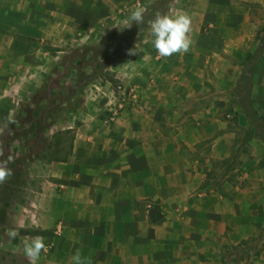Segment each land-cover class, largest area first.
<instances>
[{"label": "crops", "instance_id": "0c3cea01", "mask_svg": "<svg viewBox=\"0 0 264 264\" xmlns=\"http://www.w3.org/2000/svg\"><path fill=\"white\" fill-rule=\"evenodd\" d=\"M161 1L0 0V151L24 159L22 140L8 149L1 139L12 120L5 135L41 141L22 182L9 176L0 183L9 189L0 205V247L25 258L19 264H29L23 241L36 236L46 246L37 264H72L77 251L90 264H264L262 157L242 161L240 128L229 130L234 122L225 118L234 84L225 57L234 55L229 41L240 37L217 31L240 23L241 1L166 0L156 13L187 15L191 43L158 59L150 26ZM137 7L143 23L126 27ZM133 27L129 42L117 37ZM105 41L121 56L97 78L72 77L76 90L60 108L77 102V110L51 118L59 107L49 109V126L32 130L34 118H24L46 102L31 97L52 72L53 52L74 62L81 49ZM118 83L140 86L143 96L105 123L102 110ZM22 125L29 131L18 133ZM52 150L63 158L54 160Z\"/></svg>", "mask_w": 264, "mask_h": 264}, {"label": "rangeland", "instance_id": "374dc122", "mask_svg": "<svg viewBox=\"0 0 264 264\" xmlns=\"http://www.w3.org/2000/svg\"><path fill=\"white\" fill-rule=\"evenodd\" d=\"M48 1L57 3L58 0ZM240 1V8H235V14L237 10H239L241 17L240 23L234 25L223 24V29L217 30L224 31L226 35L229 36H232L233 33H235V35L239 34L240 37V40L235 39L229 41L234 55H227L225 57L230 60L231 63V67L226 65V68H229V70L225 75L230 76L231 80L234 82L232 88L226 90L225 118L234 122V124H229V130L240 128L239 137H237L235 141L240 144L239 149L241 150L242 161L249 162L251 160L253 162L256 157H262L261 165H264V149L259 148L260 145H264V47L261 48L260 52H256L259 46V39L264 34V0H257L256 2L250 0ZM167 3L168 2L162 0L160 2L161 6L153 10L155 15L157 14L156 12L162 14ZM52 7V4H50V9ZM53 9H56V4ZM57 9L60 10V8ZM149 16L152 17L151 13ZM135 32L136 29L134 27L130 29L125 28L116 35L118 38L120 36L126 37L127 39L125 41L129 42ZM116 35L113 36L117 39ZM123 41L124 40H121L120 43ZM121 44H123L122 47H124V43ZM100 45L101 44L97 47L100 48L102 46ZM251 54L254 55L252 61L248 63V56ZM53 56V60L55 61L53 64L54 67L52 66V72L50 71L51 74L46 76L45 86L37 90L31 97L37 104L43 99H46V102L45 100L42 101L43 104H38V107L36 106L37 108L34 109L27 108L28 116L24 118V120L34 118L33 120H35L36 123L34 124L35 127L40 129L49 126V120H46V117L50 115V110L60 107V100L65 98V96H69V92H72V90H76L70 82L72 81V77H79L81 81H86L97 78L102 75L101 73L104 71L103 65L99 68L100 64L96 65L93 61H85L78 64V62H76L77 58H75L74 63L76 62V64L85 67V70L82 71L84 73L83 75H79V73L74 74L69 70L73 62L68 54L64 56V62L62 59L60 61V50L53 52ZM95 67H97V69ZM13 121L14 120L8 121L4 124L3 137L7 130L14 126L15 121ZM17 123L15 124L16 127H20V124H22ZM23 125L21 127L23 129L18 131V133L25 132V126ZM18 145L20 147V142ZM8 154L9 152L7 150H2L0 162L3 158L7 157ZM12 159L14 160H11V162L13 165H16V167L11 171V173H13L11 176H14V178L16 177L19 184L22 182L21 179L25 177L24 175H26L23 173V169L29 164L30 156L29 154L24 155V159L21 157L19 160H15V156V158L13 157ZM18 171L19 173L16 174ZM20 172L22 174L18 176ZM8 193L9 189L4 190L2 186L0 187V205L5 203H3L2 197L4 195L6 196V194L8 195ZM19 195H21V193L18 194V196ZM2 222L4 221H1L0 226L3 227L5 224ZM263 235L264 232L258 233V237ZM254 250L255 248L251 249V251ZM24 260L25 258L20 259L17 254L10 252L7 248L0 247V264H19Z\"/></svg>", "mask_w": 264, "mask_h": 264}, {"label": "clouds", "instance_id": "9594fccd", "mask_svg": "<svg viewBox=\"0 0 264 264\" xmlns=\"http://www.w3.org/2000/svg\"><path fill=\"white\" fill-rule=\"evenodd\" d=\"M143 12V8L132 9L129 13V22L126 27H131L133 22L137 25L143 23ZM150 27L153 36L152 44L160 57H169L174 53L188 51L191 43L188 37L191 20L187 15L180 14L173 17L157 14ZM11 160L12 157H9L7 162H11ZM7 162L0 163V183H3L12 174L11 170L6 166ZM7 235L10 240H15L18 232L10 230ZM45 247L44 239L41 236L23 241V254L29 264H37ZM72 264H90V262L77 251L72 256Z\"/></svg>", "mask_w": 264, "mask_h": 264}, {"label": "trees", "instance_id": "16d2710c", "mask_svg": "<svg viewBox=\"0 0 264 264\" xmlns=\"http://www.w3.org/2000/svg\"><path fill=\"white\" fill-rule=\"evenodd\" d=\"M166 1V0H164ZM110 41H105L104 43H102L100 46V48L98 47V49L94 48V49H81L76 58L78 64L81 62H85V61H93L95 62V64H100L99 68L104 66H107L111 61L119 58L121 56V54L119 53V51L115 48V46L112 43H109ZM264 47V34L260 37L259 39V46L257 48L256 52H260L261 48ZM254 54H251L248 56V63L252 61ZM76 62L72 64V67L69 69L70 72H73L74 74L79 73V75H83L84 73L82 71L85 70V67L76 64ZM97 69V67H95ZM94 68V69H95ZM78 107V103L77 102H72L70 104H67L66 106H63L62 108H58V110L54 113L51 114L49 117H53L54 115H60L62 113H70V112H74L77 110ZM47 120V119H46ZM32 130H36L38 133L41 132L42 130H45L47 127L45 126L44 128H37L35 127V125L31 126ZM31 130V129H30ZM25 132H28V128H24ZM18 137V138H17ZM4 140V145L8 146V149H12L14 148V144L16 145V140L20 139L22 141H20V147L22 148L24 155L27 154H33V155H37V152L34 150L35 147H37L39 145L40 142H37L40 140V138L36 139V137L34 139H32L31 141H27L26 139L20 135H5L3 138H1ZM43 142H47V139L44 138ZM2 152V151H0ZM49 154L52 156V158H54V160H60V158H63L61 156H59L58 151L56 150H52L51 152H49ZM2 155V154H1ZM35 155V156H36ZM14 155H11L10 153L8 154L7 157L3 158L1 161H3L4 163L8 161L9 157L13 158ZM14 159H12L13 161ZM8 167H14L12 162H7L6 164ZM7 167V168H8Z\"/></svg>", "mask_w": 264, "mask_h": 264}, {"label": "built area", "instance_id": "2783aa9c", "mask_svg": "<svg viewBox=\"0 0 264 264\" xmlns=\"http://www.w3.org/2000/svg\"><path fill=\"white\" fill-rule=\"evenodd\" d=\"M155 56L162 59L156 50ZM143 90L138 85H125L118 83L114 88V101L104 106L102 110L103 121L110 123L116 120L123 109L136 107L143 96ZM61 232L60 227L55 228V234L59 235Z\"/></svg>", "mask_w": 264, "mask_h": 264}]
</instances>
